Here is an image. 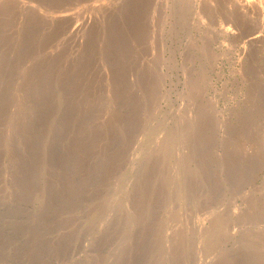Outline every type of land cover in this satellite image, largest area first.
<instances>
[{"label": "rangeland", "instance_id": "rangeland-1", "mask_svg": "<svg viewBox=\"0 0 264 264\" xmlns=\"http://www.w3.org/2000/svg\"><path fill=\"white\" fill-rule=\"evenodd\" d=\"M0 264H264V0H0Z\"/></svg>", "mask_w": 264, "mask_h": 264}]
</instances>
